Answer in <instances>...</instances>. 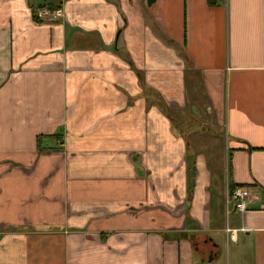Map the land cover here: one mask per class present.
<instances>
[{"label": "crops", "instance_id": "1", "mask_svg": "<svg viewBox=\"0 0 264 264\" xmlns=\"http://www.w3.org/2000/svg\"><path fill=\"white\" fill-rule=\"evenodd\" d=\"M216 1L0 0V264H264V0Z\"/></svg>", "mask_w": 264, "mask_h": 264}, {"label": "rangeland", "instance_id": "2", "mask_svg": "<svg viewBox=\"0 0 264 264\" xmlns=\"http://www.w3.org/2000/svg\"><path fill=\"white\" fill-rule=\"evenodd\" d=\"M184 64H185V69L190 70L189 64L187 62H185ZM191 76L193 78H195V76L192 75V72H191ZM153 99H155L154 96H153ZM184 118H187V117L184 116ZM188 120H189V118H188ZM202 121H204L203 117H200L197 120V122H200V123ZM184 122H188V123H184ZM184 122H183L182 125H180V128H181L182 132L187 131L189 126L193 125V122L191 123L190 120L189 121H184ZM62 144H63V136H62L61 148H62ZM223 147H224V151L222 150V152H220V150H218L216 148H212V147L208 148V159L211 162L212 167L214 168L213 169L214 182H213V186L211 188V193L213 195V201H214V198H215V200L217 199V196H218V193H219L220 189L221 188L224 189V175H225V166H226V160H227V148L225 147V140H224ZM226 210H228V206L226 207V203H225V200H224V202H223V211L219 212L218 216L216 214V217H212L213 220H215L213 222V226L215 224L224 225V223H225L226 219H228V215H229L228 212H226ZM209 258H210V256L208 257V259ZM212 264H217V263L214 262Z\"/></svg>", "mask_w": 264, "mask_h": 264}, {"label": "built area", "instance_id": "3", "mask_svg": "<svg viewBox=\"0 0 264 264\" xmlns=\"http://www.w3.org/2000/svg\"><path fill=\"white\" fill-rule=\"evenodd\" d=\"M62 15L61 9L50 8L48 6L38 7L35 11V18L40 22H54L58 20ZM250 191L245 186L235 187L229 195V202H231L235 209L239 212H243L246 209ZM225 232L230 240H235L237 235V229L230 228L228 225L225 227Z\"/></svg>", "mask_w": 264, "mask_h": 264}, {"label": "trees", "instance_id": "4", "mask_svg": "<svg viewBox=\"0 0 264 264\" xmlns=\"http://www.w3.org/2000/svg\"><path fill=\"white\" fill-rule=\"evenodd\" d=\"M208 2H209L210 5H213V4L217 3L216 0H208ZM30 6H31V8H32V15H33V17H34V20H37V19L35 18V11H36V9H37L38 7H42V6H48V7H50V8L57 7V6H52L51 3H47V4H45V3H39V4H37V5H32V4H31ZM37 21H38V20H37ZM38 22H40V21H38ZM127 61H128V62L131 64V66H132V62H131V60L129 59V57H127ZM137 73H138V72H137ZM155 99L158 101V105H159L160 109H161L165 114H167L166 106L161 102L160 98H159L157 95H155ZM62 136H63L62 131L59 130V131L55 132L54 134H52V135L49 137V138H53V139L58 143V145H54V146H49V145L45 144V142H44V140H45L44 136H42V135L37 136V149H38V150H49V149H57V150L59 149V150H60V149H61V143H62ZM46 138H47V137H46ZM193 177H194V172L192 173L191 182H190L189 187H192V185H193ZM235 187H237V186L230 185V187H229V192H231L232 189L235 188ZM188 197L190 198V190H189V195H188ZM159 234H160L164 239H171V238H169V235H167V234L164 233V232H160ZM177 235H178V236H177ZM177 235H176V237L182 236V235H184V232H178ZM191 235H192V234H191Z\"/></svg>", "mask_w": 264, "mask_h": 264}]
</instances>
